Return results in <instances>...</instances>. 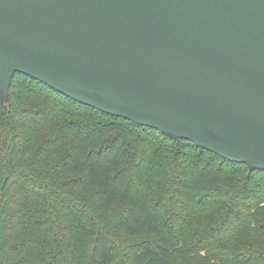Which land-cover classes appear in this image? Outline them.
<instances>
[{"label": "trees", "instance_id": "1", "mask_svg": "<svg viewBox=\"0 0 264 264\" xmlns=\"http://www.w3.org/2000/svg\"><path fill=\"white\" fill-rule=\"evenodd\" d=\"M0 103V264H264V171L25 75Z\"/></svg>", "mask_w": 264, "mask_h": 264}, {"label": "water", "instance_id": "2", "mask_svg": "<svg viewBox=\"0 0 264 264\" xmlns=\"http://www.w3.org/2000/svg\"><path fill=\"white\" fill-rule=\"evenodd\" d=\"M25 75L264 171V0H0V103Z\"/></svg>", "mask_w": 264, "mask_h": 264}]
</instances>
